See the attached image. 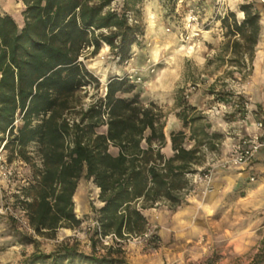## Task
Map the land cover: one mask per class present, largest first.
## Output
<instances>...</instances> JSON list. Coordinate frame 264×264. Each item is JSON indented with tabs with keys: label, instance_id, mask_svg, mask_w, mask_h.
<instances>
[{
	"label": "trees",
	"instance_id": "trees-1",
	"mask_svg": "<svg viewBox=\"0 0 264 264\" xmlns=\"http://www.w3.org/2000/svg\"><path fill=\"white\" fill-rule=\"evenodd\" d=\"M114 1L23 0L21 25L13 15L0 13V148L8 163L21 159L33 168V178L16 197L39 236L53 238L60 228L81 225L74 197L82 178L93 181L103 202L95 209V236L124 241L147 233L143 210L162 201L174 210L182 205L192 188L188 174L202 163V145L216 147L219 135L208 131L205 116L194 114L197 108L179 92L178 117L190 134L171 132L174 153L167 156L162 150L165 113L154 102L145 104L127 76L111 77L105 96L77 108L82 106L78 92L100 86L82 59L85 51L92 48L90 55H96L105 44L124 61L144 35L143 0H123L120 9L112 7ZM240 9L242 21L233 11L221 18L226 40L216 58L242 70L253 62L262 25L253 3ZM188 141L194 144L188 147ZM111 250L103 256L85 254L66 243L54 253H34L30 264H129ZM255 257L264 264V242Z\"/></svg>",
	"mask_w": 264,
	"mask_h": 264
},
{
	"label": "rangeland",
	"instance_id": "rangeland-1",
	"mask_svg": "<svg viewBox=\"0 0 264 264\" xmlns=\"http://www.w3.org/2000/svg\"><path fill=\"white\" fill-rule=\"evenodd\" d=\"M122 2L115 0L112 7L120 9ZM239 2V6L230 7L229 0H143L140 18L144 35L132 46L130 58L120 61L105 44L96 55H90V48L82 57L99 78L100 86L90 85L78 92L82 106L77 108L87 107L105 96L107 83L113 76H127L135 84V92H140L147 105L154 102L162 108L165 118L175 114L178 117L182 107L177 106L176 101L165 108L157 102V93L164 83L172 84L176 80L177 95L180 92L183 101L190 105L192 94L200 92L202 108L196 107L193 113L204 115L203 122L211 125L208 131L219 135L214 149L202 145V163L197 166V172L202 168L212 170L210 182L191 183L185 201L175 210L164 201L143 210L149 222L147 233L123 241L114 236L94 235L98 226L95 209L103 202L99 199L100 189L92 180L82 178L74 197L81 225L74 229L60 228L55 237L49 238L37 235L29 221H24L27 215L22 212L16 195H20V188L33 178V168L21 159H14L8 163L12 171L9 180L4 178L0 167V264H30L34 253H54L66 243L85 254L98 256L108 254L112 246L111 255L129 264H259L255 255L264 242V157L256 161L260 165L253 169V174L221 193L217 208L210 209L204 203V196L214 191L215 184L228 183L226 174L243 170L224 165L232 145L242 135L264 134V41L258 42L253 62L248 63L246 69L216 58L226 40L221 18L228 12H235L237 20L242 21L244 13L240 6L253 3L264 21L263 0ZM15 6V16H21L23 5ZM196 6L201 8L196 24L200 33L186 42L190 9ZM18 22L21 25L23 20ZM138 76L142 78L140 82L134 80ZM258 122L263 124L259 130ZM20 123L16 121L17 126ZM184 130L190 134L189 128ZM191 143L194 141H188L187 146L191 147ZM29 149L40 163L36 146L31 144ZM111 150L117 152L116 148ZM3 154L7 156L6 151ZM49 263L46 260L37 264Z\"/></svg>",
	"mask_w": 264,
	"mask_h": 264
},
{
	"label": "crops",
	"instance_id": "crops-1",
	"mask_svg": "<svg viewBox=\"0 0 264 264\" xmlns=\"http://www.w3.org/2000/svg\"><path fill=\"white\" fill-rule=\"evenodd\" d=\"M239 1L240 0H229L230 7L239 6V4H240ZM16 4L17 5L21 4V5H23V7H25L23 0H0V13H2V14L9 13V14L13 15L17 21L19 20L22 22V20H23L22 19L23 17L21 18L22 15L20 16L19 14H16V16H15V11H16L15 5ZM231 9H235V8H231ZM261 21H262V23L264 22L263 20H261ZM263 41H264V24L262 26V33H261L260 40H259L260 44ZM125 73H127V71ZM175 85H176V80H174L172 82V84L170 82L164 83L163 87L161 88L162 90H159V92L157 93V95H158L157 102L161 105V107H164V108L170 107L175 103L176 96H177V92L175 90ZM199 93L200 92H195L192 94V99L190 100V103H191V105L197 107L198 109H201L203 103H201L202 101H201V97L199 96ZM141 99L145 104L147 103L144 100L143 96H141ZM250 117L251 116H248V118H250ZM165 121H166V124H165L164 131H165V135H166V145L163 147L162 150L164 151V153H166L167 156H171L174 153V151L172 149L171 132L178 131V130L185 129V128L183 126V122L181 121V119L179 117H177L176 114L175 115H168L165 118ZM193 144L191 143V144H189V146H192ZM262 157H264V148L259 152V154L255 158V160L250 165L242 167L243 170H241L237 174H233V173L226 174L225 180L228 183L224 182L221 184H218V183L215 184L214 191H212V192H210L204 196L206 199V201H204L205 205H207V207L210 209L217 208L218 204L220 203L219 200L221 199L220 198L221 193L226 191L227 188L233 187V184L236 183L238 180L242 179L243 177H248L249 174H253V172H252L253 169H257L258 164H259L258 162L256 163V161H261ZM0 204H1V201H0ZM193 220H194V217H193ZM192 223L193 222L190 221V225Z\"/></svg>",
	"mask_w": 264,
	"mask_h": 264
},
{
	"label": "built area",
	"instance_id": "built-area-1",
	"mask_svg": "<svg viewBox=\"0 0 264 264\" xmlns=\"http://www.w3.org/2000/svg\"><path fill=\"white\" fill-rule=\"evenodd\" d=\"M182 1V0H178ZM264 1V0H263ZM201 8L196 6L195 8L190 9L189 21L187 25V34L184 37L186 42L192 41L195 36H198L200 33V28H196L198 21L199 13ZM191 28V31H190ZM170 31V28H167ZM190 31V33H188ZM192 47V46H189ZM133 77V76H132ZM136 82H140L142 78L140 76L134 78ZM219 111V110H218ZM257 129L259 130L263 124L262 122L256 123ZM264 148V134L259 132H253L249 135H242L239 139L232 145V148L229 152V157L225 160L224 165H230L234 167H244L250 165L259 152ZM0 167L3 170V176L6 179H10L12 171L8 167V162L3 154V146L0 148ZM212 176L211 169H200L199 172L189 173L188 177L190 178L191 183H209ZM251 180H254V177H251ZM25 213V210H22ZM25 223H28V218H24Z\"/></svg>",
	"mask_w": 264,
	"mask_h": 264
}]
</instances>
